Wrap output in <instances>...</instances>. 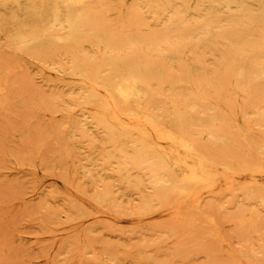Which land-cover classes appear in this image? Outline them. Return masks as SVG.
Listing matches in <instances>:
<instances>
[{
  "label": "bare ground",
  "instance_id": "1",
  "mask_svg": "<svg viewBox=\"0 0 264 264\" xmlns=\"http://www.w3.org/2000/svg\"><path fill=\"white\" fill-rule=\"evenodd\" d=\"M2 49L71 81L18 100L61 112L53 134L78 136L88 150L111 147L92 169L80 165L89 186L74 189L83 201L111 207L117 190L131 191L141 205L135 214L166 207L191 228L198 218L218 224L216 204L203 203L218 189L229 204L236 192L264 209V185L252 175L264 172V145L255 140L264 136V0H0ZM17 67L0 54L4 112L5 92L33 88ZM245 171L251 180L240 184ZM64 207L66 217L80 210L71 200ZM245 211L230 219L256 228L262 218ZM251 253L264 261V242Z\"/></svg>",
  "mask_w": 264,
  "mask_h": 264
},
{
  "label": "rangeland",
  "instance_id": "2",
  "mask_svg": "<svg viewBox=\"0 0 264 264\" xmlns=\"http://www.w3.org/2000/svg\"><path fill=\"white\" fill-rule=\"evenodd\" d=\"M0 54L17 60V78H29L33 87L5 92L9 106L5 112L0 109V264H152L151 258L164 264H239L248 259L264 264L260 254L251 253L264 242V209L241 202L236 192L234 205L228 203L231 195L223 189L205 195L203 203L216 204L218 224L198 218L193 228L176 223L174 210L166 207L135 214L141 205L131 191L117 190L111 207L83 201L74 189L76 182L89 186L80 165L91 164L92 169L111 147L98 142L94 150H88L78 136L53 134L54 127L65 122L61 112L51 113L38 104L18 100L36 93L61 92L71 81L58 79L53 71L41 68L23 54L4 49ZM53 83L65 87H51ZM78 115L76 111L74 116ZM234 116L235 127H242L240 114ZM31 129L37 135L28 133ZM255 140L264 145V136ZM39 143L42 148L32 153ZM108 170L101 176H109ZM252 175L257 184L264 185V172ZM249 180L248 171L236 177L240 184ZM67 200L80 207L68 217L63 212ZM219 204L226 205L225 209ZM242 211L262 218L256 228L254 223L239 226L237 220L230 219ZM93 255L97 261L91 260Z\"/></svg>",
  "mask_w": 264,
  "mask_h": 264
}]
</instances>
